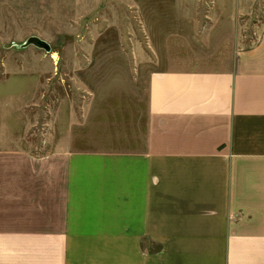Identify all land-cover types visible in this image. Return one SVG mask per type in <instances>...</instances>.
Listing matches in <instances>:
<instances>
[{
    "label": "crops",
    "instance_id": "0c3cea01",
    "mask_svg": "<svg viewBox=\"0 0 264 264\" xmlns=\"http://www.w3.org/2000/svg\"><path fill=\"white\" fill-rule=\"evenodd\" d=\"M232 53L133 54L38 150L0 122V264H264V31Z\"/></svg>",
    "mask_w": 264,
    "mask_h": 264
},
{
    "label": "rangeland",
    "instance_id": "374dc122",
    "mask_svg": "<svg viewBox=\"0 0 264 264\" xmlns=\"http://www.w3.org/2000/svg\"><path fill=\"white\" fill-rule=\"evenodd\" d=\"M263 31L264 0H0V122L38 150L81 120L86 91L131 74L133 54L235 64Z\"/></svg>",
    "mask_w": 264,
    "mask_h": 264
},
{
    "label": "water",
    "instance_id": "95a60500",
    "mask_svg": "<svg viewBox=\"0 0 264 264\" xmlns=\"http://www.w3.org/2000/svg\"><path fill=\"white\" fill-rule=\"evenodd\" d=\"M42 46H43L46 50H48V47H47L46 45L43 44Z\"/></svg>",
    "mask_w": 264,
    "mask_h": 264
}]
</instances>
